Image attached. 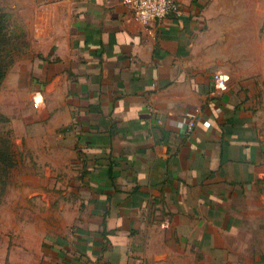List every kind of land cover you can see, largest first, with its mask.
I'll return each instance as SVG.
<instances>
[{
	"label": "crops",
	"instance_id": "crops-1",
	"mask_svg": "<svg viewBox=\"0 0 264 264\" xmlns=\"http://www.w3.org/2000/svg\"><path fill=\"white\" fill-rule=\"evenodd\" d=\"M178 1L149 23L121 0L19 11L39 39L29 124L62 145L80 208L37 264H264V0L216 36L205 0Z\"/></svg>",
	"mask_w": 264,
	"mask_h": 264
},
{
	"label": "rangeland",
	"instance_id": "rangeland-1",
	"mask_svg": "<svg viewBox=\"0 0 264 264\" xmlns=\"http://www.w3.org/2000/svg\"><path fill=\"white\" fill-rule=\"evenodd\" d=\"M205 1L215 36L220 35L223 22L237 21L238 0ZM26 5L29 0H0V10L9 23L6 38L10 43L0 59L10 64L0 84V111L8 119L0 124V141L14 159L0 169V264H37L39 249H50L54 237L71 238L80 214L75 192L65 182L68 164L62 145L47 142V134L29 124L33 116L31 70L38 67L34 51L39 39L29 28V9L19 15ZM231 32L237 37L236 29ZM253 32L247 29L245 38L252 39ZM259 33L264 70V24ZM8 46L11 50L7 51ZM257 228L254 240L264 243V214Z\"/></svg>",
	"mask_w": 264,
	"mask_h": 264
},
{
	"label": "built area",
	"instance_id": "built-area-1",
	"mask_svg": "<svg viewBox=\"0 0 264 264\" xmlns=\"http://www.w3.org/2000/svg\"><path fill=\"white\" fill-rule=\"evenodd\" d=\"M123 5L129 10L132 18L149 23L152 20L162 19L167 15H180L181 8L178 0H121ZM215 80L223 82V78L215 75ZM195 125V119L191 117L188 122L190 129Z\"/></svg>",
	"mask_w": 264,
	"mask_h": 264
},
{
	"label": "trees",
	"instance_id": "trees-1",
	"mask_svg": "<svg viewBox=\"0 0 264 264\" xmlns=\"http://www.w3.org/2000/svg\"><path fill=\"white\" fill-rule=\"evenodd\" d=\"M8 27H9V23H7L6 14L2 10H0V59H1V53L4 50V46L7 44V42L9 43V38H6L7 36L6 32L9 29ZM13 28L11 29V32L14 30ZM8 47L9 49L7 48V51L11 50V47L10 46ZM9 66H10L9 62L3 63L0 60V84L2 80L4 79L6 72H7V68ZM7 120H8L7 117H5V115L0 111V124L5 123ZM13 160L14 159L12 158L11 150L8 152L5 151L0 141V169L5 164L7 165L8 163H13Z\"/></svg>",
	"mask_w": 264,
	"mask_h": 264
}]
</instances>
